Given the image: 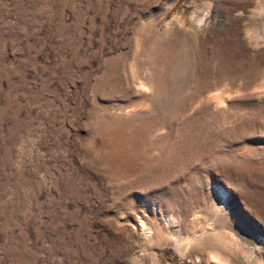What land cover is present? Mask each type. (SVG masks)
<instances>
[{"label": "rangeland", "instance_id": "374dc122", "mask_svg": "<svg viewBox=\"0 0 264 264\" xmlns=\"http://www.w3.org/2000/svg\"><path fill=\"white\" fill-rule=\"evenodd\" d=\"M0 264H264V0H0Z\"/></svg>", "mask_w": 264, "mask_h": 264}, {"label": "bare ground", "instance_id": "6f19581e", "mask_svg": "<svg viewBox=\"0 0 264 264\" xmlns=\"http://www.w3.org/2000/svg\"><path fill=\"white\" fill-rule=\"evenodd\" d=\"M223 193H224V192H223ZM142 228H143V227H142ZM145 230H146V229H145ZM216 256H217V255H216ZM216 256H215V257H216ZM217 260H218V259H217ZM227 261H228V260H227Z\"/></svg>", "mask_w": 264, "mask_h": 264}]
</instances>
